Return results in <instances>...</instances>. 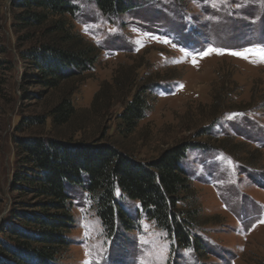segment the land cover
Returning a JSON list of instances; mask_svg holds the SVG:
<instances>
[{
  "label": "rangeland",
  "instance_id": "1",
  "mask_svg": "<svg viewBox=\"0 0 264 264\" xmlns=\"http://www.w3.org/2000/svg\"><path fill=\"white\" fill-rule=\"evenodd\" d=\"M71 1L79 7L74 29L98 58L49 90L31 83L20 51L32 42L19 40L11 0H0V242L20 203L34 202L11 187L15 137L109 143L143 162L190 141L196 146L182 165L202 209L203 256L178 248L139 202L126 198L121 203L136 228L109 237L92 197L76 186L69 189V244L52 264H264V63L228 54L264 47V0H132L119 16L102 14L95 0ZM210 48L225 54L199 55ZM149 80L156 83L152 109L124 136L119 115ZM65 94L76 108L68 124L54 128L48 118L17 131L21 119L47 114Z\"/></svg>",
  "mask_w": 264,
  "mask_h": 264
},
{
  "label": "trees",
  "instance_id": "2",
  "mask_svg": "<svg viewBox=\"0 0 264 264\" xmlns=\"http://www.w3.org/2000/svg\"><path fill=\"white\" fill-rule=\"evenodd\" d=\"M95 1L106 16L123 15L134 7L132 0ZM10 6L13 24L23 32L19 40L32 42L20 51L32 70V84L57 90L95 65L96 48L74 29L79 7L71 0H11ZM154 87L155 82L146 81L126 103L119 115L122 135L133 133L152 109L148 95ZM75 114L72 99L65 94L47 114L21 119L17 131L42 125L48 118L59 128ZM15 143L18 152L11 187L31 194L34 202L22 201L23 207L13 216L16 221L9 220V234L0 242L2 263L3 258H8L7 264L56 261L69 244L67 235L74 224L69 189L76 186L92 197L109 237L136 228L135 219L121 203L126 198L139 202L145 217L165 230L178 248L192 247L200 256L207 252L205 239L197 233L203 223L202 209L193 179L182 165L195 142H182L149 162L97 141L31 135L15 137Z\"/></svg>",
  "mask_w": 264,
  "mask_h": 264
},
{
  "label": "snow or ice",
  "instance_id": "3",
  "mask_svg": "<svg viewBox=\"0 0 264 264\" xmlns=\"http://www.w3.org/2000/svg\"><path fill=\"white\" fill-rule=\"evenodd\" d=\"M167 42L168 41H165V43ZM213 51H215L217 54H220V55L225 54L223 49H211L210 48L206 52L199 54V55H208V54H211ZM228 54L238 56L243 59H250L251 62L253 63H257V62L264 63V47H251V48L243 49L242 51H230L228 52ZM186 55H188V53H186ZM253 57L255 59H252ZM195 63H196V59H195V56H193V64ZM181 87H183V85H181ZM261 222L264 223V221H261ZM145 243L147 242L145 241Z\"/></svg>",
  "mask_w": 264,
  "mask_h": 264
}]
</instances>
